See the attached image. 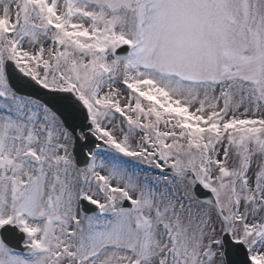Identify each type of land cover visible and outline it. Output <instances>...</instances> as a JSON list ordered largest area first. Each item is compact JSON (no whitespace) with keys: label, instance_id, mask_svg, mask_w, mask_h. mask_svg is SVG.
I'll return each mask as SVG.
<instances>
[{"label":"snow or ice","instance_id":"snow-or-ice-1","mask_svg":"<svg viewBox=\"0 0 264 264\" xmlns=\"http://www.w3.org/2000/svg\"><path fill=\"white\" fill-rule=\"evenodd\" d=\"M0 264H264V0H0Z\"/></svg>","mask_w":264,"mask_h":264}]
</instances>
